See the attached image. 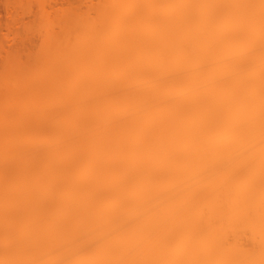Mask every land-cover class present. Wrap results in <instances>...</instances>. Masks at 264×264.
Wrapping results in <instances>:
<instances>
[{"label": "bare ground", "instance_id": "bare-ground-1", "mask_svg": "<svg viewBox=\"0 0 264 264\" xmlns=\"http://www.w3.org/2000/svg\"><path fill=\"white\" fill-rule=\"evenodd\" d=\"M61 18L0 73V264H264V0Z\"/></svg>", "mask_w": 264, "mask_h": 264}, {"label": "rangeland", "instance_id": "rangeland-1", "mask_svg": "<svg viewBox=\"0 0 264 264\" xmlns=\"http://www.w3.org/2000/svg\"><path fill=\"white\" fill-rule=\"evenodd\" d=\"M98 1L11 0L6 4L5 0H0V73L13 51L19 49L25 53L28 48L42 46L48 23L49 27L60 31L61 17L86 12ZM46 18L49 21H45Z\"/></svg>", "mask_w": 264, "mask_h": 264}]
</instances>
